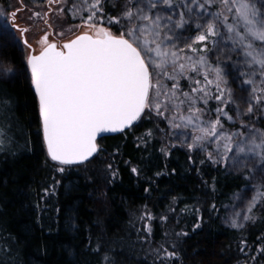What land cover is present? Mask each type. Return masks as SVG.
I'll return each mask as SVG.
<instances>
[{
	"label": "snow or ice",
	"instance_id": "6c2138e0",
	"mask_svg": "<svg viewBox=\"0 0 264 264\" xmlns=\"http://www.w3.org/2000/svg\"><path fill=\"white\" fill-rule=\"evenodd\" d=\"M47 6L43 17L33 13L51 30L40 36L38 47L28 42L29 29L16 24L19 10L0 9L7 27L21 33L29 50L19 67L0 61V84L22 73L29 79L38 110V132L57 173L92 163L103 151L97 144L101 133L167 121L169 139L186 147L192 167H196V154H204L198 172L211 165L214 171L223 170L244 181L240 191L227 196V203L216 198L204 209H180V214H196L193 230L201 227L205 211L210 219L214 214L241 231L247 224L264 222V215H257L264 214V0H77L67 11L82 22L71 30L83 31L61 43L52 39L64 36L63 31H55L53 19L65 14L66 0H47ZM6 30L0 27V35ZM14 111L11 95L0 88L2 152H12L17 144L19 122ZM225 123L231 128H225ZM153 135L148 128L138 139L147 145ZM175 146L165 145L160 152L168 157L169 148ZM103 171L113 178L118 174L112 163ZM130 171L139 177L141 168L133 166ZM59 183L45 188L44 196ZM218 183L213 177L214 193ZM172 203L175 207L168 212L175 215L179 198L173 197ZM140 219L147 242L153 235L148 223L153 214L146 206ZM160 219L166 221L169 215ZM174 235L188 237L189 233ZM166 245L167 241L151 250L153 264H176L180 258L177 243L171 244V250ZM253 247L264 255V234L253 245L241 238V253ZM83 250L95 257V264H117L115 249L102 242L93 247L90 237ZM67 255L75 257V250H68ZM246 255L256 264V256Z\"/></svg>",
	"mask_w": 264,
	"mask_h": 264
},
{
	"label": "trees",
	"instance_id": "16d2710c",
	"mask_svg": "<svg viewBox=\"0 0 264 264\" xmlns=\"http://www.w3.org/2000/svg\"><path fill=\"white\" fill-rule=\"evenodd\" d=\"M73 3L68 0L64 23L58 24L80 20L72 19L67 11ZM22 4L25 13L42 11L31 0H22ZM0 58L15 62L18 67L23 59L20 45L8 30L0 35ZM0 88L11 95L14 116L19 122L17 144L12 152L0 151V261L10 264H89L91 261L95 264V257L83 250L90 237L93 247L102 242L106 248L115 249L117 264H153L151 250L165 241L169 250L173 242L178 245L180 258L176 264H245L246 260L252 264L246 255L249 252L258 258L256 264H264V255L254 247L245 248L244 253L239 251L241 238L253 245L264 234V222L247 224L241 231L216 219L214 214L210 219V213L205 211L201 227L193 230L196 214L191 211L180 214L185 206L207 208L216 198L220 203H227V196L240 191L244 181L233 179L223 170L214 171L211 165L198 172L204 154H196V167H192L186 147L169 139L164 121H159L158 128L153 122H142L138 127L98 139L97 144L103 151L92 163L61 174L46 157L38 132L35 95L27 76L22 73L12 82L0 84ZM212 107H216L215 102ZM148 128L153 129L154 135L145 145L138 137ZM225 128H231L230 123H225ZM169 144L176 146L169 148L170 155L165 157L160 149ZM108 163L118 169L115 178L103 171ZM133 166L141 168L139 177L131 173ZM213 177L219 180L215 193L210 186ZM54 181L60 183L51 194L44 196V189ZM145 188L149 191L145 192ZM173 197L179 198L175 215L168 212L170 207H175ZM145 206L153 214V219L148 221L153 235L148 236L147 242L142 231L144 221L140 219ZM166 214L169 219L161 220ZM181 231L188 232L189 236L174 235ZM72 249L75 257L67 255ZM7 252L10 255H5Z\"/></svg>",
	"mask_w": 264,
	"mask_h": 264
},
{
	"label": "rangeland",
	"instance_id": "374dc122",
	"mask_svg": "<svg viewBox=\"0 0 264 264\" xmlns=\"http://www.w3.org/2000/svg\"><path fill=\"white\" fill-rule=\"evenodd\" d=\"M11 1L9 4H5L3 2H1L0 0V9L5 8V6L8 7V11H12L14 9H18V15L16 17V24H18L20 26V28H27L29 29V31L27 32V39L28 42L30 44L33 45V47H38L37 45V41L40 39V36L43 35V33L45 31H51L50 29H48L44 22H43V18H36L35 16H33L34 12H23V4H22V0H8ZM16 1V2H15ZM34 6L40 7L42 9L41 11V16L43 17V13L48 11V6H47V0H31ZM37 1H42L40 4L34 3ZM74 3H77V0H73ZM68 3V0H66V5ZM37 4V5H36ZM51 15V14H49ZM65 18V15H63L62 17H60L59 20L55 21L56 19H53V22H55L56 28L55 31L56 32H60L63 31L64 32V36L62 38L57 37L55 35L52 36V39L57 42V43H61L63 40H69L72 39L75 35L79 34L81 31H83L82 28H75V30H71L73 29V27L75 25H80L82 22L81 20L77 21L76 23H71V24H58V22H63ZM73 19V17H71ZM64 23V22H63ZM0 27H4L6 28L8 31L12 32L15 34V39L17 41V43L20 45L21 49H22V56L23 58L28 54V49L24 46V44L22 43V38H21V33L19 31H16L15 29L12 28H8L5 20L2 16H0ZM4 34V32H3ZM0 61H4L3 59L0 58ZM6 62V61H5ZM166 123L167 129L170 133V129L168 127L167 121H164ZM153 123L158 124L159 120H154ZM172 142L179 144L178 141L176 140H171ZM156 247V246H155Z\"/></svg>",
	"mask_w": 264,
	"mask_h": 264
},
{
	"label": "water",
	"instance_id": "95a60500",
	"mask_svg": "<svg viewBox=\"0 0 264 264\" xmlns=\"http://www.w3.org/2000/svg\"><path fill=\"white\" fill-rule=\"evenodd\" d=\"M118 133H120V132H117V133H112V132L101 133V134L98 135L97 140L102 138V137L109 136V135H114V134H118Z\"/></svg>",
	"mask_w": 264,
	"mask_h": 264
}]
</instances>
